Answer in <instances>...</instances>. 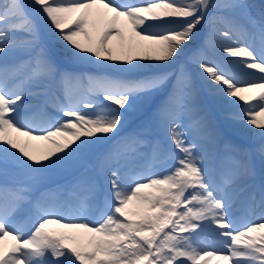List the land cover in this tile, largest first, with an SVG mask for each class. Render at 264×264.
<instances>
[{"label": "snow or ice", "instance_id": "snow-or-ice-1", "mask_svg": "<svg viewBox=\"0 0 264 264\" xmlns=\"http://www.w3.org/2000/svg\"><path fill=\"white\" fill-rule=\"evenodd\" d=\"M250 9L246 0H0V164L33 175L93 152L103 178L102 194L84 175L68 202L50 206L52 194L26 181L0 185V264H264V142L238 149L199 99L202 86L226 124L264 141V4ZM213 38L231 67L208 54ZM81 64L176 70L139 79L69 70ZM39 103L56 113L44 126L24 118ZM134 112L142 123L122 136ZM132 154L165 169L122 174ZM237 201L258 206V218L237 220ZM29 210L26 229L18 218Z\"/></svg>", "mask_w": 264, "mask_h": 264}, {"label": "rangeland", "instance_id": "rangeland-1", "mask_svg": "<svg viewBox=\"0 0 264 264\" xmlns=\"http://www.w3.org/2000/svg\"><path fill=\"white\" fill-rule=\"evenodd\" d=\"M27 2V0H26ZM246 3L251 6V11L253 14L258 12L260 7L254 6L251 4V0H246ZM205 29V28H204ZM200 36L203 35V30L200 31L199 33ZM49 47H52L51 42H49ZM226 65V64H225ZM227 66V65H226ZM191 67V66H190ZM173 69H176V66L173 65ZM114 73V72H112ZM153 74V73H152ZM150 75V74H146ZM145 76V75H143ZM141 76V77H143ZM140 77V78H141ZM118 78V75H117ZM125 79H139L136 77L132 76H127L124 77ZM171 88V82L165 85V90H170ZM201 94L199 93V99ZM202 103V101L200 100ZM206 107L209 110L210 114L213 115L216 120L219 122V124L223 123V119L221 117L220 111L216 108V106L213 104V102L210 101H205ZM87 111V110H85ZM56 114V113H55ZM54 114V115H55ZM53 115H50L49 117H46L41 120H36L33 122L37 126H44L48 119L52 117ZM143 117H141L138 113H132L128 117V123L122 132V136H125L134 130H136L142 123ZM234 126L229 125V129L232 130ZM223 136L226 139L227 133L225 132L224 129H222ZM119 138L114 141H109L107 144H104L100 146V148L97 150V152L104 151L107 149H110L111 147L115 146V144L118 142ZM227 140V139H226ZM228 141V140H227ZM34 143H39V142H34ZM232 143V142H231ZM238 149L244 151V150H250L248 147L245 145H239L235 144ZM148 150L147 149H140L141 153H146ZM95 161H96V153L93 152H85L78 154L77 156L73 157L71 160L67 161L66 163L58 166L55 169H50L45 172L39 173V174H33V175H26L25 172L14 166L9 164L6 168L4 165L0 164V183L3 182L5 184H13L15 182H20V181H26L30 183L33 186V189L36 193L37 196L41 193H49L52 194L49 196L48 199L45 200V205L50 206L54 205V201L58 202H63L65 201V197L68 195L69 190L71 189L72 184L81 176L84 175H90L96 181L101 179L96 170H95ZM170 163V162H169ZM165 164L164 163H156V162H151L147 156L144 155H137V154H132L130 155V158L122 162L121 165V170L122 169H128V168H137L140 170H146L144 173H149L151 171L153 172H162L165 169ZM145 175V174H144ZM22 179V180H21ZM53 186V187H50ZM83 187V186H81ZM81 187L78 189L81 190ZM101 190L100 192L98 191V194H102ZM62 193V196H58V194ZM57 204V203H56ZM93 213L89 216L94 217L98 215L97 207L95 206L92 208ZM31 217L34 214V210H30ZM50 228H56V225H49ZM206 242L208 245L211 244V241L209 238L206 239Z\"/></svg>", "mask_w": 264, "mask_h": 264}, {"label": "bare ground", "instance_id": "bare-ground-1", "mask_svg": "<svg viewBox=\"0 0 264 264\" xmlns=\"http://www.w3.org/2000/svg\"><path fill=\"white\" fill-rule=\"evenodd\" d=\"M25 2H26V0H25ZM121 2L122 3L123 2H129V0H121ZM205 26H207V24ZM206 28H207V31H206ZM206 28H205V32H203V36L202 37H200V35L198 34V36H197L198 42L199 41H203L206 37H208V36H206V34L209 33L208 26ZM236 33L239 34V37L235 34L236 36H234V39H237L238 42L243 43L244 40L241 39V37L243 36V33L242 32H236ZM113 43H115V40L113 41ZM224 43H229V42L228 41H224ZM55 51L57 53L59 52L58 47L55 49ZM208 54L211 55L212 58H213V60H215L217 63H220V64H222L224 66L227 65L226 67H231V65H229L227 63V61L224 59V54L219 53L217 51V42L215 41L214 38H213V46L208 49ZM229 59H239V58H229ZM71 66L83 68L80 72H86V73L91 74V75H102V74H110V75H113L112 72H115L116 75H120L119 78H122L121 76H125V74H127V73H119V72H116V71H114L112 69H104V70H101V69L97 68L96 65H92V64H81V65H71ZM190 68H191V71L193 72V74L195 76L196 73H197V71H198V69L194 65L191 66ZM69 70L71 71V70H74V69H73V67H70ZM175 70L176 69H173V66L139 68V69L135 70L134 72H131V74L133 76H135L136 78H140L143 75L152 74V73H158V72H168V73L171 74ZM249 71H252V70H249ZM170 82H171V87H172V83H174V81H170ZM197 84L198 85H201L202 82L197 79ZM199 93L201 94L200 95L201 96L200 97V100L202 101V104L204 106H206L205 101L213 102L212 101V98L208 95L206 89H204L202 86L200 87ZM49 107H50L51 110H54L50 105H49ZM33 110H34V108H32L30 110H27L26 113H24V114L27 115V114L30 113L31 115H40V116L41 115H44L43 111H35V110L33 111ZM220 127H221V129H224L226 133L229 134L230 140H232L233 142H235V143H237L239 145L240 144L242 145V144H246L247 143V144H251L253 146L252 148L255 149L262 142H264V141L261 140V138L259 136H252L249 133H247L243 128L234 127V128H232V130H230L229 129V124H226L224 121H223L222 124H220ZM151 173H153V171H151V172H149L147 174L146 173H143V174L148 175V174H151ZM86 191H87V188H83L82 191H81V194L85 193ZM66 202H68V200H66ZM238 203H239V201H237L236 203H234V205H237ZM54 204H56V203H54ZM92 204H93V206L90 207V209L88 211V215L89 216L93 213V211H91L92 208L94 206L96 208V201H93ZM235 211L236 210H234L233 212L235 213ZM250 211H252L253 213L256 212L254 216H255V218H258V216L256 215L257 214V210L256 209H254L252 207ZM31 218L32 217L29 216V212H27L23 216L19 217L18 218V221H19V223L23 224L24 227L27 229V228L31 227ZM207 238H208L207 236H202V238H201V240H202V246H208V244L206 242V239ZM213 264H215V262H213Z\"/></svg>", "mask_w": 264, "mask_h": 264}]
</instances>
